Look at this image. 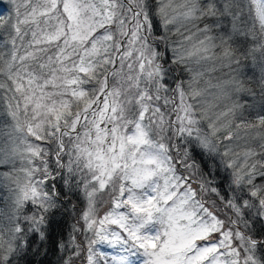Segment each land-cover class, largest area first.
I'll list each match as a JSON object with an SVG mask.
<instances>
[{
  "label": "snow or ice",
  "instance_id": "obj_1",
  "mask_svg": "<svg viewBox=\"0 0 264 264\" xmlns=\"http://www.w3.org/2000/svg\"><path fill=\"white\" fill-rule=\"evenodd\" d=\"M0 264H264V0H0Z\"/></svg>",
  "mask_w": 264,
  "mask_h": 264
}]
</instances>
